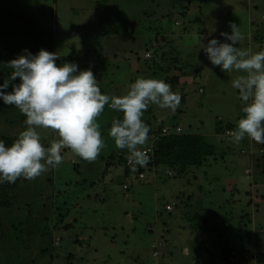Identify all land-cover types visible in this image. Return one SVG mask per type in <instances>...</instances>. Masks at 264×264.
<instances>
[{"label":"rangeland","instance_id":"obj_1","mask_svg":"<svg viewBox=\"0 0 264 264\" xmlns=\"http://www.w3.org/2000/svg\"><path fill=\"white\" fill-rule=\"evenodd\" d=\"M101 3L0 0V64L8 76L12 69L7 62L23 55L24 49L32 54L44 49L56 52L57 65L74 62L78 70L90 69L102 94L124 95L137 78L166 82L164 70L174 64V47L181 68L193 77L192 98L183 112L154 104L151 112L148 106L142 117L149 127L148 139L139 147L143 151L151 147L153 154H158L162 145L170 144L176 127L180 132L175 136L189 138L191 143L201 135L202 141L195 146H214L228 138L231 142V136L224 134L233 130L215 122L218 118L236 121L241 115L238 90L231 87L237 73L211 65L200 43L213 37L227 42L220 34L230 33V25L235 24L243 37L237 47L250 53L264 49V0ZM247 35H252L251 42ZM146 53L149 59L144 58ZM18 82V78L12 81ZM116 115L103 112L97 118L104 147L94 161L62 149L58 167L25 179L9 213L0 210V264H30L23 255L29 236L27 258L39 260L38 264H264V203L255 218L250 215L243 221L248 216L241 214L252 207L245 204L241 193L226 191L222 176L229 172L231 176L232 169L220 162L224 158H219L214 168L219 182L211 179L209 168L214 165L210 157L204 160L205 165L186 166L184 171L178 165L154 166L152 154H147V165L133 169L127 151L117 149L107 134ZM24 120L15 106H1L0 135L16 139L26 128ZM160 125L170 127V135H156ZM36 131L45 146L56 139L51 129ZM220 134L224 137L218 140ZM162 138L169 141L162 143ZM233 148L228 153L230 161L240 156L241 146L236 154L231 153ZM256 151L262 173L264 146L260 144ZM182 171L185 176L179 177ZM139 174L145 178L139 179ZM261 178L258 182L264 184ZM200 179L204 183L201 190L197 188ZM216 200L220 213L207 212ZM203 221L213 224L214 232L202 230ZM57 238L59 245L54 246Z\"/></svg>","mask_w":264,"mask_h":264},{"label":"clouds","instance_id":"obj_2","mask_svg":"<svg viewBox=\"0 0 264 264\" xmlns=\"http://www.w3.org/2000/svg\"><path fill=\"white\" fill-rule=\"evenodd\" d=\"M230 27V33L220 34L227 42L213 37L200 43L201 48L211 65L237 73L231 87L238 90L243 115L236 122L232 141L239 143L247 137L264 143V49L250 53L237 47L243 37L235 24ZM23 52L7 62L12 71L0 83V101L18 108L26 125L10 146L0 140V183L19 177L31 180L58 167L65 148L85 161H94L104 147L97 118L105 106L121 114L112 120L107 133L115 147L127 151L133 169L147 165L149 156L139 147L149 133L143 113L150 104L175 111L181 99L178 92L163 80L141 77L124 95L102 94L90 69L78 70L74 62L57 65L56 52ZM17 78L19 82L12 83ZM10 84L11 91H7ZM37 128L53 130L56 139L43 145Z\"/></svg>","mask_w":264,"mask_h":264},{"label":"crops","instance_id":"obj_3","mask_svg":"<svg viewBox=\"0 0 264 264\" xmlns=\"http://www.w3.org/2000/svg\"><path fill=\"white\" fill-rule=\"evenodd\" d=\"M104 3L105 2L102 1L101 4H104ZM181 5H183V4H181ZM174 6L175 5H173V7ZM174 9L176 10L175 7H174ZM179 9H180V7L177 8V11ZM251 34L253 35L252 30H251ZM252 35H247L248 42L252 41L251 40ZM171 47H172V44H171ZM172 51H173L172 62L174 64L171 63L170 66H167V70H164V76L166 78V83H169L171 90L173 92H178L180 94V97H181L179 106L176 108V110L174 112H183V110L186 108L185 105H186L187 101L192 98L191 88L193 86L194 80H193V77L191 75L187 74L186 71H184V69L181 68V66L179 64V58H181V57L179 56L178 50H175V48L172 47ZM155 65H158V64H155ZM152 68H155V66L153 65ZM198 92L203 93V90L199 88ZM109 95L120 96L121 94L110 93ZM149 108L152 112L151 104L149 105ZM104 112H115V111L110 110V109L107 110V106H105ZM242 115H243V113L241 112L240 117ZM232 120H230V119L221 120L218 118L215 123H216V125H217V123H222L221 124L222 126L225 125L228 127V129L234 131L236 128L237 120L236 121L235 120L232 121ZM216 125L214 126L213 132L215 131ZM195 135H197V134H195ZM197 136L201 137V139H203V137L201 135H197ZM221 136H223V135L220 134V135L216 136V138L219 140V137H221ZM228 137H230V136H228ZM227 140H224V141H226L225 143H222L220 140V143L217 142L214 144V146H212L214 149V154L212 156H210V158H212V162H213L212 165H214V167L211 166V168H209V170H211V172H212L211 179L219 182V175L216 173L217 170L214 168H216L215 165H217V163H218L217 160L219 158H224V159H222L223 161H220V162L223 164V166L232 169V175L231 176H230V174H231L230 172L227 173L226 175L222 176V178L225 181L226 191L232 192V193L235 192V194H240V193L242 194V198L244 199L245 204L248 206H251L252 210L249 209V212L242 213L240 217H243V215L246 214L248 217L242 218V219H243V221L245 219L249 220V218H251V216H254V218H255V216H256L255 212L259 211V209L262 208V206L261 207H259V206L262 203H264V184H260L258 182L260 180V178L262 177L264 172L262 171V173H261V171L259 170L260 169V163L257 161V159L259 158V156L257 157V155H258L257 153L259 152V154H261V153H263V151H262V149L258 150V152L256 151L258 149L259 145L260 144L263 145V143H257V142H255V141H253L247 137L242 139L239 143H235L233 141L228 142ZM230 140H232V137L230 138ZM226 144H227V146H224ZM234 145L237 146V148H235ZM239 146H241L240 151L238 149ZM231 148H233V150L231 152L233 154H236L239 151L238 153L240 156L236 157L237 160H235V159H232V161L229 160L228 153L231 150ZM206 162H207V160L205 162H203L202 165H205ZM188 167H190V166H187V168ZM194 167H200V166H194ZM241 167H242V169L239 170V168H241ZM182 172L179 174V177L185 176L184 172L183 173ZM263 178H261V179L263 180ZM203 185H204V183L202 182V179H200L199 182H197V188H199V190H201ZM213 204H212V206L211 205L208 206L207 209H209L211 207V210H208L207 212H210V213L216 212L219 214L220 213L219 212L220 211L219 210V208H220L219 207L220 206L219 200L215 201V205H213ZM203 210L204 209H202L201 211H203ZM250 212H251V214H250ZM219 217L220 216H218V218ZM218 218H217V220H218ZM250 223H251V221H250ZM200 225L202 226V230H203V228H206L207 230H210L212 232H214V230H215V227L213 228V226H214L213 224H208L207 222L205 223L203 221V222H201ZM253 225H254L253 228H256L255 221H253ZM29 241H31L30 236L27 237V241L25 240V242H24L25 243V250H24L23 255H24V257L26 256L25 259L27 261H30V264H38L40 262L39 260H37V259L36 260H32V259L28 260V258H27L29 253L31 252L30 249L28 248V247H30ZM59 242H60V239H58V242H56V243L54 242L53 245L57 246V245H59ZM40 253H42V251H40ZM78 254H79V252L77 253V255ZM32 255H34V254H32ZM37 255H38V252H36V256ZM42 257H43V255H42ZM38 259L45 261V259L41 258V257L40 258L38 257ZM73 259H75V256H73L72 260Z\"/></svg>","mask_w":264,"mask_h":264},{"label":"trees","instance_id":"obj_4","mask_svg":"<svg viewBox=\"0 0 264 264\" xmlns=\"http://www.w3.org/2000/svg\"><path fill=\"white\" fill-rule=\"evenodd\" d=\"M102 1L107 2L109 0H102ZM8 77L9 76L7 70L3 69L2 65L0 64V83H3V81L8 79ZM3 105H4L3 102L0 101V107ZM120 115L121 114L117 112V115L114 119L120 118ZM110 126L111 123L108 127ZM161 126L163 125H160L158 129H160ZM156 135H158V132L156 133ZM175 135L170 136L171 141H169V138L161 139L162 143L169 141L170 144L162 145V147H160L158 154L154 155L152 151L151 153L152 165L154 166L168 165L171 167L178 165V167L181 169H183L186 166H201L207 157H210L214 154V149L212 146H207V145L195 146L197 141H202L201 137L195 136L196 138L195 137L194 138L196 142L191 143V139L182 138V137L180 138L179 136H175ZM0 140H2L6 146H10L15 139L10 137H3L0 135ZM191 145H194V147L188 148L191 147ZM24 181L25 178L19 177L15 182L12 183H8V182L0 183V210L9 213V210L12 208L13 202L17 197L19 191L21 190Z\"/></svg>","mask_w":264,"mask_h":264},{"label":"built area","instance_id":"obj_5","mask_svg":"<svg viewBox=\"0 0 264 264\" xmlns=\"http://www.w3.org/2000/svg\"><path fill=\"white\" fill-rule=\"evenodd\" d=\"M174 24H175L176 26H179V23H178V22H175ZM71 34L73 35L74 33H71ZM144 58H145V59H149V58H150V54H149V53H146V54L144 55ZM170 131H171V128L168 127V126H166V125H164V126H161L160 129L157 128V129L155 130V133L158 132V135H160V136H165V135L169 134ZM177 132H178V133L180 132L179 127L174 128V133H175V134H178ZM232 132H233V131L226 130L224 135H225V136H231ZM144 151H145L146 154H151V153H152V149H151V147L146 148ZM128 163L130 164L129 161H128ZM167 174L169 175V173H167ZM138 177H139V179H144V178H145V176H144L143 174H139ZM263 181H264V179H263ZM165 208H166V210H168V211L170 210V206H166Z\"/></svg>","mask_w":264,"mask_h":264}]
</instances>
